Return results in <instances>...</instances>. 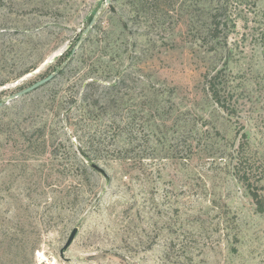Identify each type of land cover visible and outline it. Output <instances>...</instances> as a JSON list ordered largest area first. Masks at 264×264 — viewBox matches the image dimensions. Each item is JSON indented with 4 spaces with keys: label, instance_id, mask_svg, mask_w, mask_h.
<instances>
[{
    "label": "rangeland",
    "instance_id": "rangeland-1",
    "mask_svg": "<svg viewBox=\"0 0 264 264\" xmlns=\"http://www.w3.org/2000/svg\"><path fill=\"white\" fill-rule=\"evenodd\" d=\"M221 67L229 113L204 89ZM55 70L0 107V264H264V214L232 168L243 145L264 194V0H0V100ZM122 75L125 104L80 99ZM122 114L148 118L137 168L106 150L128 144Z\"/></svg>",
    "mask_w": 264,
    "mask_h": 264
},
{
    "label": "trees",
    "instance_id": "trees-1",
    "mask_svg": "<svg viewBox=\"0 0 264 264\" xmlns=\"http://www.w3.org/2000/svg\"><path fill=\"white\" fill-rule=\"evenodd\" d=\"M219 12H214L211 14V23L212 28H210L209 33L212 35V37H219L220 34V17ZM90 32H88L89 36ZM30 36V35H29ZM87 36V37H88ZM13 44V43H12ZM215 50V48H210ZM73 59V58H72ZM72 59L66 64L65 66L61 67L62 71L64 68L69 66ZM35 68V66L28 67L26 70H23L22 72H19L18 74H15V79L20 77L21 75L28 73L32 71ZM224 69L221 68H215L213 70H207L204 73V89L206 94L213 100V102L222 108L223 110L229 112L233 111V103H232V96L230 88H229V82L227 80V75L223 74ZM14 78H11L14 79ZM10 80H4L0 82V86L4 85ZM49 83V82H48ZM46 85V84H45ZM44 86V85H43ZM125 86L124 84V77L123 75L119 77L115 82H106L103 83L102 81H99L97 79H88L85 81L84 84H81L82 93L80 96V99L84 102L88 101L89 104L92 105H98L100 103V100H102L105 95H108V100L112 104V106H119L120 104H125L124 95L122 89ZM103 90H105V93H101ZM91 102V103H90ZM151 104V110L157 111L160 108L163 107V105L158 101V98L155 97V99L152 102V99L149 102ZM80 116V115H79ZM77 116V117H79ZM81 117V116H80ZM135 118L134 114H122L121 116V122L120 124H117L116 126L121 129L122 131L128 133V144L124 143L120 146H107L106 150L107 152L111 154L112 159H119L123 161H131V166L133 168H137L135 165L138 163L136 160L137 158H134L131 154H140L141 148L140 143L145 141L146 143L149 142L148 139V133L151 132V130L146 129L145 122L142 120L144 118L148 119L146 115H141L140 117L141 122L139 124H132L134 123L133 120L124 122L123 119H130ZM64 123L67 128H73L78 124L77 118L73 115H70L67 113L64 117ZM152 125L154 126L155 123L153 122ZM152 126V127H153ZM151 127V129H152ZM41 128V127H40ZM39 130V134L42 132V135H44V129L42 128ZM53 132V131H52ZM244 136V134H242ZM130 136V137H129ZM44 137V136H43ZM95 139V138H94ZM44 140V138H43ZM45 141V140H44ZM102 142L98 141L93 142L90 141V146L88 149L93 153H97L98 151L102 150ZM82 149V147L80 148ZM83 156L87 157L88 163L83 161V166H87L86 168H92L91 164L94 163L90 156L86 154L87 152H81ZM100 153V152H99ZM140 168V167H139ZM233 173L236 179L242 183V185L246 188L250 198L252 199L255 209L257 212L264 214V194L259 190L260 184L257 182L261 181L260 176H255L253 173V166L249 160V158L246 156V154L243 152V145L241 147V150L236 151V156L234 160V164H232ZM94 169V168H93ZM82 171H86V169H83Z\"/></svg>",
    "mask_w": 264,
    "mask_h": 264
},
{
    "label": "water",
    "instance_id": "water-1",
    "mask_svg": "<svg viewBox=\"0 0 264 264\" xmlns=\"http://www.w3.org/2000/svg\"><path fill=\"white\" fill-rule=\"evenodd\" d=\"M111 3V0H105V4L106 5H109ZM103 9V6H99L96 11L94 12L89 24L87 25L86 28H84V30L82 31V34L81 36L79 37V39L76 41V43L74 44V46L72 47L69 55L67 56V58L65 59V61L63 62L62 64V67L65 66L66 64H68V62L74 57L76 51L79 49L81 43L83 42V37L86 36L88 34V32L90 31V29H92L98 15L100 14V12L102 11ZM57 74V70L49 73L48 75H46L45 77L43 78H40L38 80H36L35 82H33L32 84H30L29 86L25 87V88H22L20 90H17L11 94H9L8 96H6L5 98H3L2 100H0V107L3 106V104L6 102V101H13L15 99H18L40 87H42L43 85L47 84L48 82H50ZM91 167L94 168L95 170H97L98 172H100L101 174H103L104 176H106V172L105 170L100 167L98 164L96 163H92L91 164ZM75 232L76 230L74 229L71 233V235L69 236V239L67 240V243L66 245H68L72 238L74 237L75 235Z\"/></svg>",
    "mask_w": 264,
    "mask_h": 264
}]
</instances>
